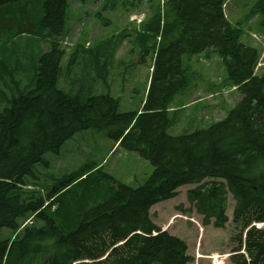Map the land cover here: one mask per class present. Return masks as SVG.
I'll return each instance as SVG.
<instances>
[{"label":"trees","instance_id":"obj_1","mask_svg":"<svg viewBox=\"0 0 264 264\" xmlns=\"http://www.w3.org/2000/svg\"><path fill=\"white\" fill-rule=\"evenodd\" d=\"M32 1L0 0V234L6 228L24 233L28 240L44 222L42 230H54L61 242L52 252L43 245L33 247L43 264H191L187 244L161 232L151 212L176 198L185 186H195L187 192L189 210L203 217L204 226H227L229 195L235 200L234 224L246 229L253 222L264 223V70L257 74L263 68H257L263 48L241 41L243 30L225 16L231 0H124L127 15L150 3L149 16L138 26L133 21L132 30L124 29L96 51L67 40L68 0H44L39 30L7 35L11 26L1 15L5 7L24 2L28 7ZM257 15L263 16L264 24V0L252 7L248 21ZM13 20L15 26L20 18ZM132 36L131 48L136 46L140 57H153L142 110L120 112V100L109 93L108 75H104L105 94L71 95L59 88L67 50L74 54L72 62L79 57L96 63L103 59L105 66H95L99 73L115 67L116 51ZM20 37L32 39L25 48L5 47ZM252 38L264 47L262 37ZM212 52L221 57L228 84L237 88L241 101L223 121L169 136L184 109L173 111L171 103L189 85L183 57ZM219 87L200 90L207 92V99H215L221 93L211 92ZM89 130L104 132L115 142L114 148L137 153L153 167L152 175L133 187L104 174L114 186L85 198L79 206L63 198L75 194L97 165L65 177L63 188L48 193L47 199L29 189L25 178L33 176L34 167L44 163L47 154L59 153L67 141ZM242 237L236 251L243 247ZM19 244L18 238L0 241V264H32L15 260ZM246 248L250 261L234 256L233 264H264V231L250 230Z\"/></svg>","mask_w":264,"mask_h":264},{"label":"rangeland","instance_id":"obj_2","mask_svg":"<svg viewBox=\"0 0 264 264\" xmlns=\"http://www.w3.org/2000/svg\"><path fill=\"white\" fill-rule=\"evenodd\" d=\"M258 1L231 0L225 8L227 20L243 30L241 41L257 48L261 47L260 42L252 37L255 35L264 39V35L261 34L264 30V24H261L263 16L260 15V19L257 15L248 21V14ZM107 4L108 6H106ZM43 7L44 0H33L28 7L25 6V2L12 5V7L6 6L1 15L5 16L7 25L11 26V29L6 31L7 35L39 30ZM149 9L150 3H145L144 6L131 10L127 15L124 0H116V2L112 0H88L86 2L68 0L66 30L67 32L71 30L74 37L69 32L66 38L68 41L73 40L81 49L96 51L99 45L115 41L118 33L124 29L132 30L130 24L134 25L133 21L137 20L138 26V21L141 18L134 19V17L137 15V17L145 19L149 16ZM26 11L28 12L25 14ZM15 17L20 18V21L14 26L13 19ZM31 39V37H20L17 41L6 44L5 47L14 49L21 45L22 48H25V44L29 43ZM133 39L134 36L124 40L116 51L113 59L115 67L111 68L110 66L108 70L102 68L99 73L96 72L95 66H105L106 63L104 64L103 59L100 63H96L91 60L85 61L79 57L72 62L74 54L70 56L71 50H67V57L61 65L64 73L60 78L59 88L71 95L78 93L85 96L105 94L108 90L104 75H108L109 93L120 100V112L142 110L152 74L153 57L151 54L140 57L136 46L131 48ZM132 57L137 58L133 63H129ZM139 59L142 61L139 62ZM263 63L264 61L260 64ZM183 64L187 68L186 76L189 85L184 92L175 96L170 106L173 111L184 108L178 115V122L168 130V135L172 137L179 136L186 131L206 128L216 121H223L242 99L241 94L235 90L236 88L233 90L229 86L225 66L217 52L198 55L192 59L183 57ZM260 64L257 68H260ZM263 70L264 68L259 69L257 74ZM76 84H78L77 87H75ZM218 85L219 89L211 92L213 95L221 93V96L215 99H207L209 96L207 92L200 90L201 87L206 89ZM223 88H227L225 93H223ZM206 106H209L208 110L204 109ZM170 117L173 118V114ZM114 146L115 142L108 138L104 132L89 130L79 133L67 141L59 153L47 154L44 157V163L36 165L33 169V176H27L25 181L31 183L29 189H37L34 191L37 196L47 199L48 193L53 194L63 188L61 182L65 177L77 173L83 168L97 165L98 170L75 188V194L68 196L67 199L63 198L64 201L77 202V206L85 198L97 196L100 190L114 186L111 181L103 178L104 174L112 176L116 183H125L133 187L144 184L153 173L150 163L137 153L127 152L118 147L114 148ZM194 188L195 186L182 187L178 189L176 198L154 207L151 211L154 223L161 229V232L174 235L187 244L188 255L193 259L191 264H195L196 253L199 249L200 254L205 257L234 256L233 254L239 248V237L242 234V242H245L246 234L252 229V225L246 230L242 228L241 224L233 223L235 200L229 195L227 211L229 223L227 226L224 229H217L212 225L204 226L203 217L195 211L189 210L187 192ZM58 206L59 204L53 209ZM180 207L189 213L184 214L179 211ZM44 226L45 223L40 221L37 225L39 231L31 232L28 240L24 233H16L5 228L0 234V241L6 239L14 241L18 238L20 244L15 248V260L43 264V257L33 247L43 245L48 248L49 252H52L61 242V239L55 236L54 230H42ZM259 226L260 228H254L264 231V225ZM157 235L154 232L153 236ZM231 257L226 261H220V263L233 264ZM245 257H247V253ZM105 260L106 257H103L102 261ZM84 262L91 263V261ZM200 264H212V260L202 259Z\"/></svg>","mask_w":264,"mask_h":264},{"label":"crops","instance_id":"obj_3","mask_svg":"<svg viewBox=\"0 0 264 264\" xmlns=\"http://www.w3.org/2000/svg\"><path fill=\"white\" fill-rule=\"evenodd\" d=\"M9 76H11V74H9Z\"/></svg>","mask_w":264,"mask_h":264}]
</instances>
